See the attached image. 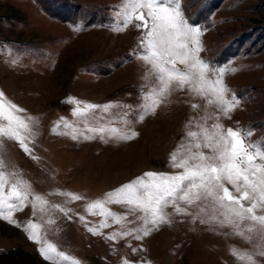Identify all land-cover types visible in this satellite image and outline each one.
Segmentation results:
<instances>
[{"label":"rangeland","instance_id":"rangeland-1","mask_svg":"<svg viewBox=\"0 0 264 264\" xmlns=\"http://www.w3.org/2000/svg\"><path fill=\"white\" fill-rule=\"evenodd\" d=\"M123 5L124 0H0V92L6 101L25 110L22 115L35 118L36 135L30 147L39 157L33 160L15 142L5 140L0 145V156L7 164L3 170L16 173L8 176L11 183L25 181L32 193L70 209L67 215L59 210L34 215L29 204L14 213L15 224L0 220V264H31V260L49 264L38 250L41 245L24 230L29 221L79 264H246L233 251L252 253L256 264H264V256L255 255L256 245L264 250L258 235L252 234L249 242L233 235L230 227L202 224L199 219L193 222V217L208 218L209 212L200 211L203 202L180 203L188 215L167 207L171 223L160 224L142 240L105 239L115 232L141 228L143 221L137 217L142 213H129L124 205H107L127 219L118 224L108 218L102 235L87 231L79 219L84 216L89 227L98 225L105 217L89 215L86 205L103 200L106 193L146 172L180 171L169 166L170 154L187 130H197L185 128L189 118L193 124L204 123V101L175 91L142 122L132 111L127 117L130 124L112 125L135 130L138 136L131 141H102L98 136L76 141L63 130L53 134L58 123L63 128L62 117L74 122V106L66 102L70 97L139 110L144 94L155 87V77L146 76V66L132 55L140 32L132 26L123 32L112 30ZM182 10L192 24L205 29L200 58L226 70L236 69L226 71L224 81L240 103L230 118L221 114L220 122L225 128L251 129L248 143L264 142V0H182ZM192 103L200 107L193 110ZM125 111L112 110L119 114L118 121ZM214 111V107L207 109L209 114ZM212 122L208 120L209 125ZM57 191L84 199L66 203L67 198L56 195ZM48 219L55 223L49 225Z\"/></svg>","mask_w":264,"mask_h":264},{"label":"snow or ice","instance_id":"snow-or-ice-1","mask_svg":"<svg viewBox=\"0 0 264 264\" xmlns=\"http://www.w3.org/2000/svg\"><path fill=\"white\" fill-rule=\"evenodd\" d=\"M120 20L112 30L123 32L129 26L140 32L138 47L133 57L142 61L147 68L146 76H154L156 85L142 97L144 103L139 110L131 106L118 104L96 105L68 98L66 102L73 104L70 123L62 117L63 128L57 124L53 134L63 130L64 135L79 141L95 139L128 142L135 139L138 133L130 127L120 129L112 125L121 122L130 124L127 117L136 111L137 122H142L147 115L155 114L156 109L175 91H186L193 98L204 101V123L193 124L189 118L185 124L187 130L181 143L169 157V166L180 171L173 174L146 172L142 177L122 185L118 189L106 193L103 200H95L86 205L89 215L105 217L98 225L89 227L84 216L79 219L87 231L93 235H102L108 227V218L114 223H121L126 216L112 213L107 205L119 204L127 207L129 213L140 212L137 217L143 221L140 229H127L105 237L109 241H117L126 237L142 240L158 229L162 223H171L165 213L167 207H173L175 213L188 215L179 205H193L203 202L201 212H209L207 219H199L202 224H215L218 227L232 228L233 235L245 238L249 242L252 234L264 240V142L248 143L251 129L225 128L220 122L221 114L230 118L240 101L230 95L224 76L226 71L234 72L235 68L213 66L200 58L203 51L201 37L205 29L192 24L182 10V0H124L118 12ZM79 30V29H77ZM200 105L192 103L193 110ZM214 107L212 114L207 112ZM113 108L127 109L117 120L119 114ZM24 109L6 101L0 92V145L3 141L15 142L31 159L38 160L30 147L35 140V118L22 115ZM208 120L213 122L209 125ZM83 125L80 128L79 125ZM5 160L0 156V220L15 224L13 215L22 211L29 204L33 214L37 211L47 214L59 210L65 215L70 209L50 202L42 195L34 194L27 182L18 180L11 183ZM53 193H49L51 195ZM56 195L66 197V203L84 199L71 192L57 191ZM31 197V199H30ZM71 219V217H69ZM49 225L54 219L46 221ZM246 227L242 228V225ZM151 225V227H149ZM28 238L41 245L39 252L49 264H79L75 258L59 251L48 242L40 232V226L32 221L25 226ZM245 233L249 235L245 236ZM255 255L264 256L260 245L255 246ZM133 252L137 249L133 248ZM232 254L241 262L256 264L254 254L233 251ZM123 264H130L124 261Z\"/></svg>","mask_w":264,"mask_h":264},{"label":"trees","instance_id":"trees-1","mask_svg":"<svg viewBox=\"0 0 264 264\" xmlns=\"http://www.w3.org/2000/svg\"><path fill=\"white\" fill-rule=\"evenodd\" d=\"M5 257H8V255H5ZM33 261H34V260H31V261H30V263H31V264H34V262H33Z\"/></svg>","mask_w":264,"mask_h":264}]
</instances>
